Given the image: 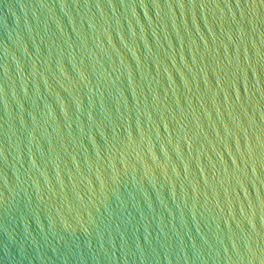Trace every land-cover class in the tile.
<instances>
[{"label": "water", "instance_id": "obj_1", "mask_svg": "<svg viewBox=\"0 0 264 264\" xmlns=\"http://www.w3.org/2000/svg\"><path fill=\"white\" fill-rule=\"evenodd\" d=\"M0 264H264V3L0 0Z\"/></svg>", "mask_w": 264, "mask_h": 264}, {"label": "snow or ice", "instance_id": "obj_2", "mask_svg": "<svg viewBox=\"0 0 264 264\" xmlns=\"http://www.w3.org/2000/svg\"><path fill=\"white\" fill-rule=\"evenodd\" d=\"M262 3H264V0H261Z\"/></svg>", "mask_w": 264, "mask_h": 264}]
</instances>
